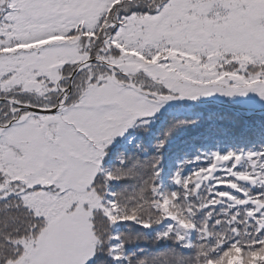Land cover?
Listing matches in <instances>:
<instances>
[{"label": "rangeland", "instance_id": "374dc122", "mask_svg": "<svg viewBox=\"0 0 264 264\" xmlns=\"http://www.w3.org/2000/svg\"><path fill=\"white\" fill-rule=\"evenodd\" d=\"M120 1L20 0L18 35L0 34V98L29 91L34 97L25 104L52 108L50 93H57L62 70L94 54L157 95L264 110V74L241 67L219 75L204 68L218 69L230 54L264 59V0H164L156 14L132 15L114 36L105 34L103 46H94L93 31L103 28L110 6ZM84 28L87 33H80ZM86 37L87 43L92 37V54L82 50ZM147 47L157 53L139 52ZM86 74L93 83L75 103L51 114L25 111L0 129V199L20 198L47 225L83 206L92 232L102 201L90 183L109 152L131 131L154 125L172 104L144 96L127 77H119L125 85L115 84L102 67ZM19 243L22 255L8 264H47L44 237Z\"/></svg>", "mask_w": 264, "mask_h": 264}, {"label": "trees", "instance_id": "16d2710c", "mask_svg": "<svg viewBox=\"0 0 264 264\" xmlns=\"http://www.w3.org/2000/svg\"><path fill=\"white\" fill-rule=\"evenodd\" d=\"M163 3H115L95 30L94 46H103L105 34L114 36L132 15L156 14ZM10 4L0 6V33L18 35L21 14ZM86 39L82 50L92 53V38ZM146 49L150 57L157 53L139 52ZM219 65L204 68L219 75L241 66L264 73V59L251 56L230 55ZM70 66L63 75L78 64ZM86 73L76 78L70 102L93 83ZM59 94L50 93L55 105ZM8 107L0 106V114ZM90 189L102 201L93 233L83 206L46 225L19 198L0 200V264L18 259L19 240L31 237H44L47 264H264V116L172 104L154 125L131 131L111 149Z\"/></svg>", "mask_w": 264, "mask_h": 264}, {"label": "water", "instance_id": "95a60500", "mask_svg": "<svg viewBox=\"0 0 264 264\" xmlns=\"http://www.w3.org/2000/svg\"><path fill=\"white\" fill-rule=\"evenodd\" d=\"M94 64H100L102 66H104L105 68H107L113 77V80L115 82V84L118 85H125L124 82H119L117 80V76L120 75V72L116 70V68L113 65H110L109 63L101 60V59H92L90 61H87L85 63L80 64L77 69L73 72V74L71 76H69L68 78H64L61 80V82L59 83V86H61V83L63 81H65L66 79H69L70 81V87L68 90L63 89L62 90V95L60 96V98L58 99V105L56 107L53 108H49V109H44V108H37L31 105H25L22 104L20 102H16V101H9V100H5V102H9L10 105L13 106H17L19 109L17 110V112H22L25 110H30L33 112H39V113H55L58 112L60 110H62L66 104L68 103L70 96H71V89H72V85L73 82L75 80V78L84 70H86L87 68L91 67ZM129 87L134 88L136 91H138L139 93L143 94L146 97H152L155 98L159 101L162 102H167V103H186V104H193V105H197L200 107H206V106H210V105H216L220 108H229V109H233L237 112H243L247 115H262L264 114V110H260V111H252V110H242L240 108H236L234 106L229 105L227 102H218V101H212V102H197V101H192V100H188V99H184V98H179V97H172V96H161V95H156L147 91H144L142 89H140L139 87H137L134 83V80L130 78V82L128 83ZM67 91H69V94H67ZM4 100H0V102H3Z\"/></svg>", "mask_w": 264, "mask_h": 264}]
</instances>
